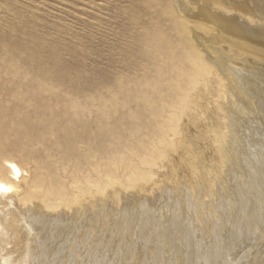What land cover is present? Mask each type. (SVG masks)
<instances>
[{
	"label": "rangeland",
	"instance_id": "rangeland-1",
	"mask_svg": "<svg viewBox=\"0 0 264 264\" xmlns=\"http://www.w3.org/2000/svg\"><path fill=\"white\" fill-rule=\"evenodd\" d=\"M146 1L148 0H0V112L11 114L10 118L6 119V124L9 126V121L11 120L15 121V123L21 121V116L30 111L33 113L34 111L37 113L46 112L49 114L46 118H49H45L44 120L52 121V119H54L53 121L59 123L73 116L76 109L70 108L71 103H74L77 108H80L79 117L82 121L96 120L101 111H107L110 114L111 118L109 122H113L116 118L120 117L122 112H115V108L121 106L127 107V102L132 98L133 89L137 88L139 80L143 78L144 67H152V65H148V60L152 56L150 47L154 37L159 34L164 43L168 41L170 42L168 45H175L178 49L182 47L179 44V33L167 20L168 17L162 14L161 7L157 5L155 1H152L153 3H148ZM166 1L171 2L170 0ZM187 1L188 0H172V3L174 2L172 6L177 14H180L182 11L186 13L189 18H195V20L196 18L204 19L206 13L210 15L213 14V16L216 17L226 16L225 18L235 19L239 24L244 25L248 29L256 31L264 30L263 0H189L188 4H185ZM221 1L223 5H221ZM189 2H192L194 6ZM198 3L201 5L200 7ZM256 5H261V7ZM220 6H223L222 9ZM184 7H187V9ZM229 7H235L239 14L236 13V10H232L234 12L230 11L226 15L222 14L220 9H228ZM189 8L193 9L189 10ZM192 10L196 11L194 12ZM248 10L251 11V14ZM231 13H233V16L230 15ZM254 19H256V21ZM166 20L167 22L165 23ZM212 28L215 30L209 32L212 36L207 32L197 31L201 33L200 35L196 33V35H198V40L196 41H199V45H201V42L204 44L200 48L203 50L206 57L213 60L216 59V61L220 62L222 66L225 67V73L223 72V75L224 78L232 84L230 87L234 93V97L231 96V98H229L230 96H228L224 103H226V108L230 105L231 107L228 106V109L234 108L238 111V113L236 112L234 114V118L236 122L240 124L239 126H241V129L238 128L240 131H238L239 134L234 137L231 133H228L231 131L229 130V128L231 129V124L229 123L227 128L223 131L225 136H227L228 133L227 137L229 140H226L227 137L225 136V138H221V135L218 136L219 134H217L220 130L214 128L210 120V122L203 121L204 119L201 118L200 124L202 127L191 130L192 133L190 132L191 144L186 148L189 149V152L186 150V155L189 153L187 157L188 160L185 158L183 161V152L171 155L169 159L172 163L174 162L173 165L158 169L156 171L157 175L154 176L155 178H153V181L145 186V192H139L138 190L123 192V190L116 189L119 191L117 192L115 189H110V193L108 189L103 196H98L96 198V205L92 210L86 212L83 217L81 216V219L79 215L77 216L81 222L80 229L82 230H80L79 233L77 232L79 234L78 236L76 235L78 242L76 241V247H74L73 252L70 254L74 259L70 256L68 258V260L72 259L70 264H186L188 260H194V263L190 262L191 264H204L205 260L206 264L209 262V264H229L227 259L228 256L229 259L231 258V264H264V191H259V193H257V188L264 185V180H262V177L264 178V42L259 38L244 37L239 39L233 37L226 33L222 26L217 27L213 25ZM213 36L215 37L212 38ZM216 37L218 39H216ZM202 38L203 40L200 41ZM208 40L211 42H208ZM206 47H208V49H206L207 51L205 50ZM234 71L235 74L238 72L237 74L244 77L243 79L244 82L247 83L246 85L240 86L236 81L234 83ZM40 73L50 77L58 75L63 77L62 80L64 84L51 94V101L47 102L49 107L47 110H44L42 107L46 104L43 98L49 97L47 94L43 93L44 96L43 94L38 95L34 93L36 98L38 97L34 104L24 103L22 99H26L28 95L22 92V89V91L18 90L17 92V85H21L22 87L27 86L30 80ZM23 76L24 78H22ZM25 79L26 81H24ZM123 82L124 84H122ZM61 96L65 99V103L57 104L55 101H58ZM214 98L213 96L211 97V99L215 101ZM230 99H232L233 103ZM220 103L223 102H216L217 105ZM234 106L241 108V110L243 108V110L241 111L239 108L238 110L237 107L235 108ZM14 107L20 108L21 116L16 113ZM95 107L98 109H95ZM89 108L93 109L90 110ZM25 109H28V112ZM125 111L126 110H123V113ZM239 111L240 113L242 112L241 115ZM17 112H19V110ZM89 115L91 117L93 116L92 118L94 119ZM41 123V119H36L32 121L31 125L33 128H37L40 127ZM204 126L208 129H216L215 133H212L211 129L210 134H216L218 136V141L210 143L209 149L205 148L203 141L196 138ZM196 130L197 133L195 134ZM122 133L125 134H123L125 143L129 144L130 139H128L126 135L127 132L123 130ZM232 137L233 139H231ZM237 138L239 140L238 142ZM224 140H226L227 144ZM229 145L235 146L234 149L236 154L238 152L237 163H239V165L236 164L235 166H231V163H227L226 166H224L226 161L223 159V156L220 158L221 155H219L218 149ZM260 145L262 147H260ZM119 147H121V145H119ZM254 149L257 152H255ZM40 150L39 147L36 149L29 148L31 153ZM122 150L124 155H129L126 148ZM191 150H194L196 155L193 153L190 154ZM197 154L201 157L203 156L202 161L201 157L197 158ZM189 158L191 160H189ZM226 160L229 162L227 158ZM261 161L263 162L262 165ZM183 162L189 163L188 166ZM192 162L196 164H192ZM34 164V161L30 159L28 168L26 166V170L31 171ZM69 165L70 164H67L65 167L68 168ZM247 165H249V167ZM169 173L172 174H170L171 177ZM25 175L26 173L24 176ZM193 177H196V179ZM258 179L261 181L257 183L260 184L262 182V185H255V181ZM157 180L159 183H157ZM154 182L156 185L158 184L157 186L161 187L164 192L158 187H155ZM165 184L167 187L172 186V189L170 190V187L167 191ZM164 187L166 188L165 190ZM262 187L259 190H263L264 188ZM236 190L240 191V195ZM151 192H154L155 195H152L153 193ZM243 193L249 200H246L248 198L244 196L245 201H239L238 205L235 201L238 199L241 200L240 196L243 198ZM150 194L153 197L155 196V198ZM158 194L162 198H160ZM260 195L263 196L261 197ZM143 196L149 197L146 199V197L143 198ZM236 197L240 198L237 199ZM140 199L142 201H140ZM143 200H145L146 210ZM187 200L188 202H186ZM227 200L228 202H226ZM224 201L226 205H228V209L225 208L226 205ZM246 201L251 202L252 205L248 203L245 205ZM87 202L89 203V201ZM87 202L82 204L83 208L89 207L87 206ZM232 202L235 205H233ZM146 203H148V205ZM230 205L234 206L231 210ZM139 207H143V212L147 214H142V210H140ZM235 207L236 210L238 209L239 213L241 210L240 214L235 210ZM170 208L172 210L175 208L173 211L177 212V214L180 210L178 215L173 214V216H178L177 218L174 217V219H176L174 220L175 223L173 222L175 226L171 223L173 221L172 213L174 212ZM159 209L163 210L159 211ZM242 210L245 211V214L247 213L251 216L247 217ZM151 211H153V214ZM70 214H72V211H70ZM88 214H91V217ZM92 214L95 216L93 217ZM237 215H239V217L240 215L243 216L245 220L242 217V219H240ZM256 215L259 216V218L256 217ZM170 216H172V219L170 218L172 221L169 219ZM253 217L256 218L254 219ZM234 218L236 221L234 222L237 226L235 223L233 224ZM247 218L252 223L254 221V223L252 224L249 222ZM149 219L150 221L147 222ZM228 219H232L231 222L228 221ZM236 219L239 220V223H237L238 221ZM255 220H259L258 223L257 221L255 222ZM179 221H183L184 224L182 225ZM245 221H248V225L251 223L249 228ZM245 223L246 225H244ZM256 223L257 225H255ZM186 224L192 228L185 226ZM234 225L236 227V232H234ZM246 226L248 229L245 228ZM242 227L243 229H241ZM186 228H190L193 232L190 231L189 233L188 230L190 229ZM250 228H252V230ZM256 228L257 230H255ZM184 230L186 232H184ZM252 231L255 233H252ZM233 232L234 234H232ZM77 233L75 232V234ZM187 233H189V237L191 238L188 239ZM191 234H193V237ZM86 237L89 238L86 239ZM54 238L55 237H52V239ZM183 240L185 243H183ZM220 240L223 243L225 242V244ZM217 242L218 246L216 244ZM179 243L182 244V246ZM186 245H188V247L185 248ZM221 245H226V247L228 246L229 248H225ZM204 246H206L205 249ZM182 247L183 249H181ZM218 247L220 248L219 251L215 249H219ZM222 247L224 251H222ZM196 249L198 252H196ZM202 250H205V252ZM225 250H228L229 253L228 251L225 252ZM216 251H218V253ZM207 252L209 256L206 254ZM212 252H214V254L216 252L215 255L218 254L217 256L219 257L216 256L215 258ZM224 252L226 254L228 253V256L224 255L225 259L223 258ZM80 254L82 256H80ZM89 254L90 257H88ZM203 254H206L208 259L207 256ZM220 256L224 260L221 259ZM189 261L188 264H190ZM211 261H214V263ZM224 261L226 262L224 263Z\"/></svg>",
	"mask_w": 264,
	"mask_h": 264
},
{
	"label": "bare ground",
	"instance_id": "bare-ground-1",
	"mask_svg": "<svg viewBox=\"0 0 264 264\" xmlns=\"http://www.w3.org/2000/svg\"><path fill=\"white\" fill-rule=\"evenodd\" d=\"M152 1L157 2V5H159L161 7L162 14L168 17L167 20L172 24V26H174L175 30L179 33V35H180L179 44L182 47L180 49H178V47L175 45H173V46L168 45V43H170L168 41L164 43L161 35H159V34H157L154 37V39L152 40L153 41L152 45L150 47V49L152 50V52H151L152 56H151V58L149 57L150 59L148 60L149 61L148 65H150V66L152 65V67L151 68H149V66L144 67L143 78L139 80V82L137 84V88L133 89L132 98L129 100L130 102L129 101L127 102L128 103L127 107L121 106L119 108H115V110H114L115 112H122L121 116L116 118V120H114L113 122H109L110 118H111L110 114L107 111H104V112L101 111V113L99 114V117H97L96 120L82 121L81 118L79 117L80 108H77V106L74 103L70 104L71 109H76V111L73 113V116L70 119L62 120L59 123L56 121H53L54 119H52V121L44 120L49 115L46 112L37 113L34 111V113H33L31 111L28 112V109H25V110H27L28 113H25V115L21 116L20 108L14 107V109L16 110V113L21 116V121L15 123V121H12L10 119L11 121H9V126H8L5 121L7 118L8 119L10 118L11 114L6 113V112H2V111L0 112V264H70L71 263L70 261L72 259L68 260V258L70 256V254L73 252L74 247H76L75 246L76 243L78 242L77 241L78 238L76 239V235L78 236L79 235L78 233L80 232V230H82V229H80V227H81L80 223L81 222L77 216L79 215L80 219H81V216L83 217V215L86 212L92 210V208L96 205V198L98 196L99 197L103 196L107 192L108 189L109 190L110 189H112V190H114V189L118 190L119 189V190H123V192L128 191V190H138L139 192H145V186L149 182L153 181V178H155L154 176L157 175L156 171L158 169H161L165 166L169 167V166L173 165L174 162L172 163V161L169 159V157L171 155L183 152V157H182L183 161L185 158L187 159V157L189 156L188 155L189 153L186 155V150L188 151L189 149H186V148H188L191 144L190 143V141H191L190 140V138H191L190 132H191V130L199 129L200 127H202L200 124L201 118L204 119L203 121H208V122L211 121V123H213L212 126L214 128H216L217 130H220V132L217 134H219L218 136L221 135V138H223L225 136L223 131L227 128V125L229 123L231 124L230 125L231 129L229 128V130H231V131H229L228 133H231L232 136H234V137L237 136V134H239L240 131L238 128H240L241 126H239L240 124H238L234 118V114L236 112L238 113V111H236L234 108L228 109V106H230V105H228L226 108V103H224L228 96H230L229 98H231V96L234 95V93L232 92V89L230 87V85H232V84H230V81L225 79L224 75H223L225 67H223L220 62L216 61V59L213 60V59L205 56L203 50L200 48L204 44H202V42H201V45H199V41H196V40H198L197 39L198 35H196V33H198L199 35L201 32L199 33L197 31H203V32L209 33L210 31L214 30L213 29L214 27L212 28V26L216 25L217 27L222 26V28H224L225 32L228 33L229 35H232L233 37H236L239 39L244 38V37L259 38L261 41L264 42V30H260V31L257 30L256 31L253 29H248L244 25L239 24L235 19L225 18L226 17L225 15L232 10H236V13H237L238 10L235 7H233V8L229 7L228 9L224 8L223 10H221L223 6L222 7L220 6V8H221L220 11H222V14H225L224 15L225 17H223V16L222 17H216V16H213V14L210 15L209 13H206L204 19L196 18V20H195V18L194 19H192L191 17L189 18V16H187V14L182 12V11L180 12V14H177L176 10L172 6V4H174V2L172 3V0H170L171 2H168L166 0H148L146 2L153 3ZM188 1L185 4H188ZM249 1H247V2H249ZM189 3L192 4V2H189ZM221 5H223L222 1H221ZM192 6H194V5L192 4ZM200 6L201 5L199 4V7ZM213 6H215V5H213ZM256 6H258V5H256ZM258 7H261V5H259ZM184 8L187 9V7H184ZM191 9H193V8H191ZM191 9L189 8V10H191ZM192 11L195 12L196 10H192ZM248 11H250V10H248ZM216 12H218V11H216ZM232 12H234V11H232ZM204 13H205V10H204ZM249 13L251 14V11ZM188 14H190V13H188ZM192 14H193V12H192ZM232 14L233 13H231L230 15H232ZM237 14H239V13H237ZM243 14H244V12H243ZM158 17H160V16H158ZM158 17H157V20H158ZM167 20L165 21V23L167 22ZM254 20L256 21V19H254ZM202 34H204V33H202ZM209 35L212 36L211 33H209ZM214 37L215 36H213L212 38H214ZM205 38H206V35H205ZM223 38H224V36H223ZM209 39H211V38H209ZM216 39H218V38L216 37ZM202 40H203V38L200 41H202ZM219 40H220V38H219ZM209 41L210 40H208V42ZM203 43H205V42H203ZM206 49H208V47H206L205 50ZM210 56H211V53H210ZM145 59H147V58H145ZM232 71H231V73H232ZM237 73L235 74V71H234V74H235L234 80H233L234 83L236 81V83L240 84V86L246 85L247 83L244 82V79H243L244 77L242 75L237 74ZM243 73H244V71H243ZM24 76L22 78H24ZM62 78L63 77H60L59 75L50 77V76H46V74L40 73V74H37L35 77H33V79L30 80L29 83L27 82L28 83L27 86L22 87L21 85H17V92H18V90L22 89L23 91L22 90L21 91L24 92L26 95H28V97L26 99H22L24 101V103H34V104L36 103V100L38 98V97L36 98L34 93H36L38 95H41L43 93L47 94V96H49V97L43 98L46 104H44V106H42L44 108V110H47L49 108L47 102L51 101V99H50L51 94L54 92V90L58 89L59 87L61 88L64 84ZM24 81H26V79ZM231 83H232V81H231ZM122 84H124V82ZM212 96L215 97L214 98L215 101L211 99ZM241 98H242V96H241ZM230 100L232 101V99H230ZM217 101H220L223 103H220L217 105L216 104ZM55 102H57V104H60V103L63 104V103H65V99H63L61 96V98H59V100L58 101L56 100ZM232 103H233V101H232ZM210 106H212V107H210ZM238 106H239V104H238ZM234 107L236 108L237 106H234ZM238 108L239 107H237V109ZM89 109H88V111H89ZM91 109H93V108H91ZM95 109H98V108L95 107ZM239 109L241 110V108H239ZM18 110H19V112H17ZM123 110H126V111L123 113ZM242 110H243V108H242ZM6 111H7V109H6ZM239 113H240V111H239ZM241 113H240V115H241ZM92 114H94V113H92ZM81 115H83V114H81ZM237 115H239V114H237ZM83 117H85V116L83 115ZM87 117H88V115H87ZM48 118H46V119H48ZM54 118H56V117H54ZM36 119H41L42 123H41L40 127L33 128L31 123L33 120H36ZM88 119H90V118H88ZM92 119H94V118H92ZM247 126H248V124H247ZM242 127H244V126H242ZM214 128L208 129L207 127L204 126V128H202L203 130L201 129V131L198 133V136H196V138H198L204 142L205 148L209 149V145H211L210 143H213V142L215 143L218 141L217 140L218 136L216 134H214V135L210 134L211 129H212V131H211L212 133L216 132V129H214ZM123 130L127 132L126 135L128 136V139H130L129 144L125 143V140L123 137L124 133H122ZM226 132H227V130H226ZM196 133H197V130H196L195 134ZM228 133H227V136H228ZM227 136H225V137H227ZM227 139H228V137L226 138V140ZM231 139H233V137ZM231 139H230V141H231ZM226 140H224L225 143H226ZM238 141L239 140L237 138V142ZM241 141H243V140H241ZM232 142H233V140H232ZM235 142H236V140H235ZM259 142H260V140H259ZM230 144L234 145L233 143H230ZM237 144H239V143H237ZM119 145H121V147H119ZM220 145H222V144H220ZM232 145L224 146V147L220 146L221 148L218 149L219 155H221L220 158H222V156H223L224 157L223 159H225V161H226L224 166H226L227 163H229V164L231 163V166L232 165L235 166L236 164L239 165V163H237L238 152L236 154V151L234 149L235 146H232ZM247 146H249V145H247ZM38 147L41 149L40 151H37L35 153H31V151H29V148L36 149ZM191 147H190V149H191ZM242 147H243V145H242ZM251 147H253V146H251ZM260 147H262V146L260 145ZM260 147H259V149H260ZM124 148L127 149V151L129 152V155L128 154L124 155V152L122 150ZM238 149H236V150H238ZM191 151H190V154L191 153L195 154L194 150H193L194 152L193 151L191 152ZM197 151H196V153H197ZM254 151H255V149H254ZM255 152H257V151H255ZM262 153H263V151H262ZM245 155H246V153H245ZM31 156H33V157H31ZM199 157H201V156L198 155L197 158H199ZM202 157H201V161H202ZM226 158L229 160V162H227ZM30 159L33 160L35 164H34V166H32L33 168L31 171H27L26 166L28 168V163H29ZM189 160H191V159L189 158ZM198 160H200V159H198ZM262 161H261V165L263 163ZM187 162L186 163L183 162V163L187 164ZM194 162H196V161H194ZM194 162H192V164L197 163V162L196 163H194ZM222 162H224V161H222ZM222 162H220V163L223 164ZM30 163H32V162H30ZM67 164H70L68 168L65 167V165L67 166ZM188 164H187V166H188ZM197 164H199V163H197ZM201 164H203V163H201ZM201 164H200V166H201ZM248 164H249V162H248ZM263 165H264V163H263ZM227 166H229V165H227ZM247 166L249 167V165H247ZM196 168H197V165H196ZM257 168H258V166H257ZM263 168H264V166H263ZM234 169H232V170H234ZM246 170H247V168H246ZM25 173H26V175L24 176ZM170 174L171 173H169V175ZM171 175H170V177H171ZM198 175H199V172H198ZM251 176H253V175H251ZM173 179H174V177H173ZM185 179H186V177H185ZM194 179H196V177ZM262 180H264L263 177H262ZM260 181H261L260 179L255 181L256 182V183L254 182L255 185L256 184L258 185L259 183H257V182H260ZM157 183H159L158 180H157ZM263 183H264V181H263ZM263 183L261 182L260 184L262 185ZM157 185L155 183V187H158ZM216 185H215V187H216ZM176 186H177V184H176ZM262 186H264V185H262ZM165 187H167L166 184H165ZM165 187H164V190L166 189ZM170 187H167V191L169 190V188H170V190L172 189V186H170ZM231 187H233V186H231ZM253 187H254V185H253ZM158 188L161 189V187H158ZM260 188L259 187L257 188L258 189L257 193H259V191H261V192L264 191V189L259 190ZM262 188H264V187H262ZM161 191L164 192L163 189H161ZM236 191H238V190H236ZM117 192H119V191H117ZM218 192H220V191H218ZM238 192L240 195V191H238ZM261 192H260V194H261ZM110 193H111V190H110ZM132 193H130V194H132ZM151 193H153L152 195H155L154 192H151ZM168 194H169V192H168ZM176 194H178V193H176ZM116 195H117V193H116ZM156 195H157V192H156ZM149 196H147V197H149ZM158 196L160 197L159 194H158ZM237 196H238V194H237ZM244 196L246 198H248L243 193V198H242V196H240L241 198L240 197H238V198H240L241 200H239L236 197L238 200L235 201V203L237 202V204L239 205V201L244 202L245 201ZM257 196H255V197H257ZM260 196L262 197L263 195H260ZM145 197L143 196V198H145ZM147 197H146V199H147ZM153 198H155V196ZM160 198H162V197H160ZM226 199H228V198H226ZM132 200H134V199H132ZM246 200H249V198ZM87 201H89V203ZM107 201H108V199H107ZM140 201H142V200L140 199ZM143 201H144L143 203H144V208H145L146 207L145 206V200H143ZM86 202L88 204L87 206H89V207L83 208L82 204H84ZM186 202H188V200ZM226 202H228V200ZM226 202H225V205H226ZM230 203H228V204H230ZM247 203L251 204V202L246 201L245 205ZM146 204L148 205V203H146ZM232 204H233V202H232ZM233 205H235V204H233ZM233 205L232 206L230 205L231 206V208L229 207L230 210L232 208H234ZM207 207H209V206H207ZM227 207H228V205H226L225 208H227ZM242 207H244V206H242ZM139 208H140V210H142L141 211L142 214H145V215L147 214V213L143 212L144 211L142 209L143 207L142 208L139 207ZM161 208H162V206H161ZM172 208H173V206H172ZM164 209H165V207H164ZM145 210H146V208H145ZM162 210L163 209H159V211H162ZM235 210H236V207H235ZM70 211H72V214H70ZM95 211H96V207H95ZM155 211H154V213H155ZM179 211H178V214L180 213ZM236 211L239 213L238 209ZM249 211H250V209H249ZM151 212L153 214V211H151ZM173 212L174 213H172V216H173V214L178 215L177 212H175V211H173ZM242 212H244V215H247V217L251 216L247 213L245 214L244 210H242ZM240 213H241V210H240ZM255 214H256V212H255ZM176 215L173 216V221L171 220L172 216L169 217V219L171 218L170 219V221H172L171 223H173V222L175 223L174 220H176V219H174V217L175 218L178 217V216L176 217ZM221 215H222V213H221ZM241 215H240V217H239V215H237V216L240 219H242L243 216H241ZM94 216L95 215H93V217ZM165 216H167V215H165ZM127 217H130V216H127ZM244 217H246V216H244ZM256 217L259 218V216H257V215H256ZM256 217H253V218L255 219ZM261 217H263V216H261ZM145 219H147V218H145ZM180 219H182V218H180ZM229 219H228V221L231 222L232 219L231 220H229ZM86 220H87V218H86ZM247 220H248V218H247ZM149 221H150V219L147 222H149ZM234 221H235V218L233 220V224L236 222V221L235 222ZM237 221H238L237 223H239V220H237ZM248 221L251 222L250 220H248ZM248 221H245V222L247 223ZM256 221L257 220H255V222ZM258 221H257V223H258ZM85 222H87V221H85ZM144 222H143V224H144ZM179 222H181L182 225L184 224L183 221H179ZM174 223H173V225H174ZM246 223L244 225H246ZM253 223H254V221H253ZM257 223L255 225H257ZM263 223H264V221H263ZM180 224H179V226H180ZM250 224L248 225V223H247L248 228H249V226H251ZM170 225H172V224H170ZM235 225H236V223H235ZM235 225H234V227H235ZM185 226L191 227L187 224ZM231 226H232V223H231ZM247 226L245 227L246 229H248ZM259 227H260V225H259ZM252 228H250V229L252 230ZM180 229H181V226H180ZM186 229H190V228H186ZM241 229H243V227ZM234 230H235L234 232H236V227ZM255 230H257V228ZM188 231H189V233H190V231L193 232V230H191V229ZM75 232L76 233L78 232V233L75 234ZM184 232H186V231L184 230ZM234 232L232 234H234ZM189 233H187L188 239L191 238V237H189L190 236ZM252 233H255V232L252 231ZM192 235L193 234H191V236ZM52 237H55V238L52 239ZM82 237H84V236H82ZM89 237H91V236H89ZM88 238L86 237V239H88ZM192 239H190V240H192ZM221 240H223V239H221ZM193 242H195V241H193ZM183 243H185L184 240H183ZM213 243H214V241H213ZM174 244H172V245H174ZM216 244L218 246V242ZM223 244H225V242ZM180 245L182 246V244H180ZM194 245H193V247L195 248V246H197V245H195V246ZM221 246H223V245H221ZM186 247H188V245H186L185 248ZM205 247L206 246H204V249H205ZM223 247L227 248L228 246L226 247V245H225ZM223 247H222V251H224ZM220 248L219 249L215 248V249L219 251ZM233 248H235V247H233ZM181 249H183V247ZM209 250H211V249H209ZM202 251L205 252V250H202ZM218 251H216V252L218 253ZM226 251H228V250H225V252ZM244 251H245V249H244ZM182 252H183V250H182ZM196 252H198L197 249H196ZM216 252H215V254H216ZM225 252H224V254L222 253L224 259H225L224 255L228 256L229 251L227 254ZM191 253H189V254H191ZM212 253L214 254V252H212ZM206 254H208V252ZM206 254L205 255L203 254V255L207 256ZM220 254H221V252H220ZM196 255H197V253H196ZM217 255H215V258ZM80 256H82V255L80 254ZM80 256H79V258H80ZM208 256H209V254H208ZM208 256H207V259H208ZM70 257H72V256H70ZM88 257H90V254ZM217 257H219V256H217ZM228 257H227V259L229 261V264H231L230 263L231 258L229 259ZM193 258H194V256H193ZM211 258H209V259H211ZM220 258H221V256H220ZM223 258H221V259H223ZM204 260H205V258H204ZM159 261H161V260H159ZM188 261H186V264H188ZM193 261L194 260L189 261V263L193 262ZM196 261H198V260H196ZM214 261H211V262L214 263ZM225 262L226 261H224V263ZM196 264H198V263H196ZM201 264H203V263H201ZM204 264H206V260H205ZM225 264H227V263H225Z\"/></svg>",
	"mask_w": 264,
	"mask_h": 264
}]
</instances>
